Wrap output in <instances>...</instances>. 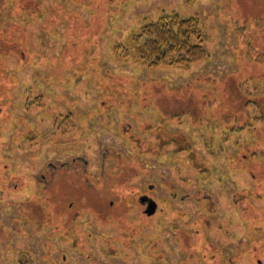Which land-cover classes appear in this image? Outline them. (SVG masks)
<instances>
[{"label":"rangeland","instance_id":"374dc122","mask_svg":"<svg viewBox=\"0 0 264 264\" xmlns=\"http://www.w3.org/2000/svg\"><path fill=\"white\" fill-rule=\"evenodd\" d=\"M0 6L1 260L17 240L10 207L29 197L14 184L28 188L44 160L73 155L82 170L84 161L89 166L64 180V233L71 238L66 230L76 221L80 234L85 226L86 235L101 237L81 249L91 263L264 264V0H0ZM164 13L198 20L204 61L152 70L137 58L134 36ZM150 186L164 213L137 222L133 194ZM173 189L187 201L172 207ZM196 193L201 200L210 195L214 211H202L211 224L199 237ZM173 219L193 227H186L191 254L171 232ZM124 222L128 230L118 229ZM105 236L110 242L100 243ZM70 248L64 243L61 264H87Z\"/></svg>","mask_w":264,"mask_h":264},{"label":"flooded vegetation","instance_id":"af4514ba","mask_svg":"<svg viewBox=\"0 0 264 264\" xmlns=\"http://www.w3.org/2000/svg\"><path fill=\"white\" fill-rule=\"evenodd\" d=\"M108 159V158H107ZM105 158V160H107ZM59 160L57 159L56 162ZM103 161V160H102ZM56 162H50L48 163L46 160H44L43 164H40V166H37V172H34L32 176L30 187L28 188H22L20 187V184L15 183L13 189L14 191H20V190H27L29 194H26L29 196L28 198H25L24 200H20L18 203L12 204V207H10V219H11V236L15 235L17 236L16 242L14 244H8L7 249L9 251L10 256H6L4 260L0 259V263L3 264H14L15 260L18 262V264H43L44 262H49V264H61V261H65L66 255L61 250L63 248L64 243L71 246V251L79 250L78 253L83 256V258L87 261V264H94L91 263L92 255L89 251H82V247L85 246V249L90 248V237H93V234H85L84 230L86 227L84 226L82 233L80 234V230H76V221L73 223V225L69 226L68 230L72 229L73 234L71 238L65 237L67 234L64 233V224H63V218H64V202H60V197L62 194V190L64 187V180H71L72 178L78 177L80 172H83L86 174V169L89 166L88 161H84L85 163V170H82L79 166V157L73 156L70 160H66L64 162L59 161V163ZM105 164V161H103ZM104 165L101 166L102 169H104ZM41 170V171H40ZM93 174V173H92ZM104 172L98 173L97 175H103ZM106 174V173H105ZM104 174V175H105ZM96 175V174H95ZM117 178V177H116ZM115 178V179H116ZM1 184L6 183V179L4 177H0ZM26 180V179H25ZM24 180V181H25ZM28 180V182H30ZM78 182V180H77ZM8 183V182H7ZM25 183V182H23ZM12 184V183H9ZM76 184V183H75ZM34 185L35 187L33 188ZM24 186V185H23ZM10 188V187H9ZM154 192V187H149L148 193H144L143 191H138L133 194L135 201L138 203V209L132 208V210H138L139 215L138 219L136 221L138 222L143 217H146L148 219L153 218L160 213H164V210L160 208V199L155 197L152 193ZM171 191V190H170ZM24 192V191H22ZM172 195V199L170 200V205L173 207L178 204L181 205L186 199H188L187 195H181L176 192V190H172V193L169 192ZM209 196V197H208ZM205 198L201 200L200 197H196L195 200H197L198 204V218L195 223H198L200 220L199 229L196 227L194 228L195 237L200 236V230L203 229L206 231L207 227L211 224L210 220H204L200 215L202 211L205 209L209 210L210 213H214V211L211 210V201L213 200L210 195L207 194V196H204ZM124 200V202H123ZM185 200V201H184ZM176 201H180L177 202ZM203 201L209 204V208L204 206L205 203ZM234 204L237 208H239L238 202L236 199H233ZM153 202L157 204L156 211L154 214L150 215L149 211L152 210V207L154 206ZM113 203V202H112ZM73 203L71 204V206ZM203 205V206H202ZM121 206L126 207V197L124 196V199H122ZM240 209V208H239ZM166 213V212H165ZM176 214V213H175ZM184 217L188 218V213H183ZM75 215V220H76ZM175 217V216H174ZM176 218V217H175ZM79 219V218H78ZM174 222H172L171 232L174 234V236L178 235L180 244L182 245V251L184 253L191 254V232L187 231V228L190 229V231L193 229L191 227V224L188 223V221H184L183 225H178V223L173 219ZM17 224V227H16ZM20 226H19V225ZM87 223H85L86 225ZM75 225V226H74ZM1 227L4 229V223H1ZM19 227V230L17 228ZM27 227V228H26ZM125 229L128 230V227L125 226V222L121 223L118 229ZM187 227V228H186ZM90 228H93L92 225L89 226ZM31 229H34L33 232H31ZM259 229V228H257ZM222 232L225 233V230L222 229ZM261 230H258V233H260ZM80 234V235H79ZM126 234V233H125ZM129 234V231L127 232ZM126 234V235H127ZM96 238V237H93ZM101 237H97L96 239H100ZM103 238V237H102ZM107 238H112L111 236H105L104 240L99 241L100 243H109L110 240H107ZM126 238V239H125ZM9 239H11L9 237ZM121 239L123 241V248L126 247V240H128L127 237L121 236ZM17 243V245H16ZM1 244V242H0ZM82 244V246H80ZM22 246V247H21ZM49 247V248H48ZM138 247V246H137ZM212 251H214L217 254L222 255V251L217 249L216 247H211ZM140 249V248H139ZM223 249V248H222ZM203 250H207V248H203ZM76 253V252H75ZM203 253V252H202ZM201 253V254H202ZM211 254L210 259H213L216 254ZM111 252L108 254V256H111ZM137 254L143 257V252L137 251ZM148 256H150V251L146 253ZM114 256L120 257V253L113 254ZM127 256V252H124L121 254V258H125ZM162 258L159 257L158 261H160ZM168 264V263H167ZM261 264V262H259Z\"/></svg>","mask_w":264,"mask_h":264},{"label":"trees","instance_id":"16d2710c","mask_svg":"<svg viewBox=\"0 0 264 264\" xmlns=\"http://www.w3.org/2000/svg\"><path fill=\"white\" fill-rule=\"evenodd\" d=\"M205 37L196 18L164 13L157 21L144 25L140 33L134 36L133 53L152 70L189 68L208 57L204 46ZM232 116L228 114L229 119Z\"/></svg>","mask_w":264,"mask_h":264},{"label":"water","instance_id":"95a60500","mask_svg":"<svg viewBox=\"0 0 264 264\" xmlns=\"http://www.w3.org/2000/svg\"><path fill=\"white\" fill-rule=\"evenodd\" d=\"M153 204H154V206L152 207V210L149 211V214H150V215L154 214L155 211H156L157 204H156L155 202H153Z\"/></svg>","mask_w":264,"mask_h":264}]
</instances>
